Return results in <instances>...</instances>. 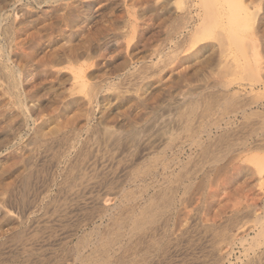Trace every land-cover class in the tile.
<instances>
[{
  "label": "rangeland",
  "instance_id": "rangeland-1",
  "mask_svg": "<svg viewBox=\"0 0 264 264\" xmlns=\"http://www.w3.org/2000/svg\"><path fill=\"white\" fill-rule=\"evenodd\" d=\"M213 3L0 0V264H264V0Z\"/></svg>",
  "mask_w": 264,
  "mask_h": 264
},
{
  "label": "bare ground",
  "instance_id": "bare-ground-1",
  "mask_svg": "<svg viewBox=\"0 0 264 264\" xmlns=\"http://www.w3.org/2000/svg\"><path fill=\"white\" fill-rule=\"evenodd\" d=\"M147 1V0H146ZM246 2H247V0H214V3H213V5L210 7V11L209 10H207L206 11V13L210 16V18H211V20L213 21V22H215V23H217V21H219V23H221V24H228L229 26H238V27H240L241 26V23H243V22H247V21H249V20H252L254 17H255V14H254V12L253 11H251L250 10V8L249 7H247V6H245V4H246ZM145 6V5H144ZM147 7V6H146ZM145 8V7H144ZM147 10V9H146ZM184 11V10H183ZM190 14V13H189ZM189 14H186V15H184V16H181L180 17V19H179V25L177 24V27L176 28H174L175 29V31H177V30H179L180 28H184V30H181V31H179L180 32V34H185V32L186 31H188V30H190L191 29V26H192V24H193V17L192 16H190ZM216 17H215V16ZM207 17V16H206ZM206 19V18H205ZM151 20H152V17H151V15L149 14V12L148 11H145V13H144V25H145V27H146V29H148V27H149V25L151 24ZM202 20V19H201ZM207 20V19H206ZM203 22V21H202ZM204 24V23H203ZM202 25V24H201ZM205 25V24H204ZM203 25V26H204ZM225 27V26H224ZM193 28H194V26H193ZM197 28V27H196ZM203 29V28H202ZM196 30V29H195ZM200 30V29H199ZM174 31V32H175ZM197 31V30H196ZM200 32V31H199ZM190 33V32H189ZM191 34V33H190ZM182 36V35H181ZM185 36V35H184ZM192 36V35H191ZM199 37V36H198ZM200 38V37H199ZM199 38H197L196 40H198ZM189 41H191V40H189ZM181 42V41H180ZM183 42V44H184V41H182ZM199 42V41H198ZM187 44V43H186ZM197 47V46H196ZM234 47V46H233ZM174 48V47H173ZM172 48V49H173ZM179 49H181V46H178V48H177V50H179ZM176 50V49H175ZM176 50V51H177ZM183 50V49H182ZM163 52L161 51V50H159V49H155V50H153V52L152 53H150V54H147L146 56H145V58H144V62H143V69L145 70V69H150V68H156V69H162V68H164V67H166L168 64H169V62H168V60L166 61V59H164V58H162V56L161 55H163L162 54ZM222 55V54H221ZM224 58V57H223ZM222 58V59H223ZM206 60V59H205ZM3 66V65H2ZM256 66V65H255ZM151 71V70H150ZM14 72V71H13ZM149 72V71H148ZM154 72V71H153ZM152 72V73H153ZM7 73H8V71H7ZM147 73V72H146ZM11 74V73H10ZM13 74V73H12ZM149 75V74H148ZM9 76V75H8ZM80 76H82V75H80ZM11 77V76H10ZM13 78V77H12ZM148 78V77H147ZM146 78V79H147ZM13 81V80H12ZM13 83H14V81H13ZM212 83V82H211ZM238 83V82H237ZM264 84V82L262 81L261 82V84ZM13 85V84H12ZM14 85H15V83H14ZM227 91V90H226ZM16 92V91H15ZM199 95V94H198ZM224 96V95H223ZM226 96H228V95H226ZM97 97V96H96ZM99 97V96H98ZM99 99V98H98ZM207 99V98H206ZM220 99V98H219ZM69 100V99H68ZM78 100V99H77ZM242 100V99H241ZM190 102H191V100H190ZM197 102V101H196ZM173 103V102H172ZM82 104V103H81ZM188 105V104H187ZM218 105V104H217ZM123 106V105H122ZM154 106V105H153ZM207 106H208V104H207ZM235 106H236V104H235ZM263 106H264V104H263ZM205 107V106H204ZM152 108V107H151ZM172 108V107H171ZM194 108V107H193ZM206 108V107H205ZM230 108V107H229ZM141 110V109H140ZM167 110V109H166ZM188 110V109H187ZM186 110V111H187ZM196 111V110H195ZM221 111V110H220ZM245 111V110H244ZM225 112V111H224ZM227 112V111H226ZM27 113V112H26ZM243 113H246V112H243ZM187 114H188V112H187ZM213 114V113H212ZM237 114V113H236ZM28 115V114H27ZM205 115V114H204ZM206 115H207V113H206ZM213 116V115H212ZM249 116V115H248ZM146 117V116H145ZM215 117V116H214ZM228 117V116H227ZM250 117V116H249ZM260 117H262V116H260ZM155 118V117H154ZM173 118V117H172ZM191 118V116H189V119ZM203 118V117H202ZM201 120V119H200ZM216 120V119H215ZM223 120V119H222ZM249 120V119H248ZM174 121V120H173ZM203 121V120H202ZM201 121V122H202ZM25 122V121H24ZM244 122V121H243ZM59 123V122H58ZM262 123V122H261ZM176 124V123H175ZM179 124V123H178ZM197 124V123H196ZM216 124V123H215ZM226 124V123H225ZM244 124V123H243ZM101 125V124H100ZM154 125V124H153ZM236 125V124H235ZM52 126V125H51ZM146 126V125H145ZM161 126V125H160ZM244 126V125H243ZM161 127H163V124H162V126ZM204 127V126H203ZM203 127H202V129H203ZM208 127V126H207ZM217 127L218 128H220L221 126L218 124L217 125ZM227 127V126H226ZM99 128V127H98ZM66 129V128H65ZM199 129V128H198ZM201 129V128H200ZM210 129V128H209ZM49 130V129H48ZM82 130V129H81ZM104 130V129H103ZM144 130V129H143ZM190 130V129H189ZM211 130V129H210ZM216 130V129H215ZM243 130H245V129H243ZM179 131V130H178ZM206 131H208L209 132V130H206L205 129V132ZM212 131V130H211ZM49 132V131H48ZM47 132V133H48ZM173 132V131H172ZM199 132V131H198ZM49 133H51V132H49ZM109 133V132H108ZM158 133V132H157ZM163 133V132H162ZM165 133V132H164ZM212 133V132H211ZM103 134V133H102ZM112 134V133H111ZM136 134V133H135ZM134 134V135H135ZM203 134V133H202ZM207 134H209V133H207ZM77 135H78V133H77ZM105 135H107V134H105ZM152 135V134H151ZM169 135H171V134H169ZM168 135V136H169ZM210 136H211V134H209ZM229 135V134H228ZM260 135V134H259ZM122 136V135H121ZM179 136V135H178ZM35 137V136H34ZM107 137H108V135H107ZM139 137V136H138ZM191 137V136H190ZM189 137V139H191ZM49 138V137H48ZM76 138V137H75ZM98 138V137H97ZM134 138V137H133ZM170 138V137H169ZM197 138V137H196ZM208 138V137H207ZM214 138V137H213ZM105 139H106V137H105ZM131 139V138H130ZM136 139H138V138H136ZM165 139H167L166 137H165ZM171 139V138H170ZM188 139V138H187ZM209 139V138H208ZM212 139V138H211ZM228 139V138H227ZM258 139V138H257ZM111 140H113V139H111ZM152 140V139H151ZM150 140V141H151ZM169 140V139H168ZM197 140H199L200 141V139H199V137H198V139ZM196 140V141H197ZM32 141V140H31ZM120 141V140H119ZM130 141V140H129ZM129 141H127V142H129ZM132 141V140H131ZM134 141V140H133ZM136 141V140H135ZM134 141V142H135ZM139 141V140H138ZM145 141V140H144ZM29 142V141H28ZM71 142H72V139H71ZM96 142V141H95ZM106 142V141H105ZM245 142H246V140H245ZM46 143V142H45ZM114 143V142H113ZM194 143V142H193ZM37 144V143H36ZM116 144V143H115ZM172 145H173V143H171ZM28 145V144H27ZM70 145V144H69ZM125 145H126V143H125ZM227 145V144H226ZM253 145V144H252ZM142 146V145H141ZM156 146V145H155ZM237 146V145H236ZM87 147H89L88 145H87ZM101 147V146H100ZM112 147V146H111ZM124 147V146H123ZM131 147V146H130ZM158 147V146H157ZM204 147H205V145H204ZM214 147V146H213ZM258 147V146H257ZM261 147V146H260ZM263 147V146H262ZM141 148V147H140ZM175 148V147H174ZM87 149V148H86ZM101 149V148H100ZM202 149V148H201ZM259 149V148H258ZM77 150V149H76ZM107 150V149H106ZM181 150V149H180ZM203 150V149H202ZM201 150V151H202ZM216 150V149H215ZM248 150V149H247ZM254 150V149H253ZM82 151V150H81ZM139 151V150H138ZM142 151V150H141ZM183 152H185V151H183ZM193 152V151H192ZM197 152V151H196ZM101 153V152H100ZM139 153V152H138ZM190 153V152H189ZM31 154V153H30ZM160 154V153H159ZM218 154V153H217ZM156 155V154H155ZM118 156V155H117ZM136 156V155H135ZM158 156V155H157ZM203 157V156H202ZM215 157V156H214ZM230 157V156H229ZM132 158V157H131ZM210 158V157H209ZM221 158V157H220ZM238 158V157H237ZM138 159V158H137ZM169 159V158H168ZM173 159V158H172ZM218 159H219V157H218ZM223 159V158H222ZM154 160V159H153ZM225 160V159H224ZM229 160V159H228ZM100 161V160H99ZM102 161V160H101ZM184 161V160H183ZM204 161V160H203ZM202 161V162H203ZM209 161V160H208ZM214 161H216V160H214ZM213 161V162H214ZM218 161V160H217ZM124 162V161H123ZM143 162V161H142ZM159 162V161H158ZM175 162V161H174ZM195 162V161H194ZM99 163V162H98ZM224 163V162H223ZM156 164V163H155ZM154 164V165H155ZM158 164V163H157ZM184 164V163H183ZM57 165V164H56ZM128 165V164H127ZM151 165H153V164H151ZM185 165V164H184ZM224 165V164H223ZM109 166V165H108ZM142 166V165H141ZM161 166V165H160ZM204 166V165H203ZM207 166V165H206ZM153 167V166H152ZM172 167V166H171ZM176 167V166H175ZM205 167V166H204ZM224 167V166H223ZM149 168V167H148ZM168 168H169V166H167V167H165V170L166 171H168ZM83 169V168H82ZM102 169H104V168H102ZM160 170V169H159ZM202 170V169H201ZM207 170V169H206ZM222 170V169H221ZM82 171V170H81ZM165 171V172H166ZM211 171V170H210ZM99 172H101V171H99ZM99 172H98V174H99ZM139 172V171H138ZM164 172V173H165ZM198 172V171H197ZM209 172V171H208ZM224 172V171H223ZM69 173V172H68ZM169 173V172H168ZM139 174V173H138ZM158 174V173H157ZM103 175V174H102ZM150 175V174H149ZM78 176V175H77ZM98 176V175H97ZM136 176V175H135ZM138 176V175H137ZM145 176V175H144ZM217 176V175H216ZM116 177V176H115ZM76 178V177H75ZM60 179H62V178H60ZM116 179V178H115ZM187 180V179H186ZM58 181V180H57ZM150 181V180H149ZM158 182V181H157ZM114 182H112V184H113ZM121 183V182H120ZM139 183V182H138ZM168 183V182H167ZM160 185V184H159ZM137 186V185H136ZM42 188V187H41ZM163 188V187H162ZM67 190V189H66ZM65 192V191H64ZM68 194V193H67ZM125 198V197H124ZM123 200V199H122ZM134 200V199H133ZM139 200V199H138ZM45 201V200H44ZM120 201V200H119ZM169 202V201H168ZM171 202V201H170ZM136 203V202H135ZM157 203V202H156ZM190 205V204H189ZM115 206V205H114ZM114 206H113V208H114ZM47 207V206H46ZM116 207V206H115ZM117 207H118V205H117ZM176 207V206H175ZM112 208V209H113ZM111 209V210H112ZM158 208H157V205H151L150 206V208L148 207L147 209H146V212L148 211V210H151V211H153V210H157ZM137 210V209H136ZM158 211V210H157ZM237 211V210H236ZM185 212V211H184ZM111 213V212H110ZM109 213V214H110ZM152 214V213H151ZM181 214V213H180ZM36 215V214H35ZM102 215V214H101ZM77 216V215H76ZM151 216H153V217H151ZM146 217V216H145ZM156 217H157V214L156 213H153V215H149V217L144 221V222H136L135 223V228H139V227H142V226H147V225H149V224H153L155 221H156ZM180 217V216H179ZM102 218V217H101ZM109 218V217H108ZM189 218V217H188ZM123 219V218H122ZM264 219V218H263ZM130 220H132V218L130 219ZM191 220V219H190ZM243 220V219H242ZM262 221V220H261ZM14 223V222H13ZM261 223V222H260ZM259 223V224H260ZM178 224V223H177ZM196 224V223H195ZM217 224V223H216ZM23 225V224H22ZM226 225V224H225ZM224 225V226H225ZM232 225V224H231ZM262 225V224H261ZM210 226V225H209ZM183 227V226H182ZM189 227V226H188ZM13 228V227H12ZM81 228V227H80ZM165 228V227H164ZM232 228V227H231ZM189 230V229H188ZM101 231V230H100ZM119 231V230H118ZM160 231V230H159ZM136 232V231H135ZM226 233V232H225ZM262 233V232H261ZM7 234V233H6ZM128 234V233H127ZM192 234V233H191ZM237 234V233H236ZM8 235V234H7ZM182 235V234H181ZM212 235V234H211ZM151 236V235H150ZM216 236V235H215ZM250 236V235H249ZM259 236V235H258ZM148 237V236H147ZM193 237V236H192ZM199 237V236H198ZM217 237V236H216ZM253 237V236H252ZM256 237V236H255ZM260 237H261V235H260ZM149 239V238H148ZM245 239V238H244ZM251 239V238H250ZM254 239V238H253ZM76 240V239H75ZM156 240V239H155ZM220 240V239H219ZM261 240V239H260ZM159 243L157 244V248L158 249H162V250H164V254H166L167 252H169L170 251V249H165V244H164V241H165V238L164 237H160L159 238ZM168 241V240H167ZM170 241V240H169ZM194 241V240H193ZM262 241V240H261ZM158 242V241H157ZM207 242V241H206ZM217 242H218V240H217ZM156 243V242H155ZM81 244V243H80ZM94 244V243H93ZM99 244V243H98ZM188 244V243H187ZM232 244V243H231ZM255 245V244H254ZM138 246V245H137ZM168 246V245H167ZM211 246V245H210ZM241 246V245H240ZM149 247V246H148ZM169 247V246H168ZM260 247V246H259ZM155 248V247H154ZM171 248V247H170ZM207 248V247H206ZM263 248V247H262ZM195 249V248H194ZM202 249V248H201ZM147 252V251H146ZM154 252V249L153 250H151L150 251V254L152 255V253ZM232 252V251H231ZM240 252V251H239ZM21 253V252H20ZM246 253V252H245ZM147 254H148V252H147ZM157 254V253H156ZM199 254V253H198ZM214 254V253H213ZM263 254V253H262ZM150 255V256H151ZM261 255V254H260ZM148 256V255H147ZM160 256V255H159ZM161 257V256H160ZM168 257H170L169 255L167 256V258ZM167 258H165V259H167ZM223 258V257H222ZM226 258V257H225ZM246 258V257H245ZM251 258V257H250ZM160 259V258H159ZM154 260V259H153ZM161 260V262H162V259H160ZM257 260H258V258H257ZM5 261V260H4ZM147 261V260H146ZM188 261V260H187ZM259 261V260H258ZM155 262V261H154ZM204 262V261H203ZM23 263V262H22ZM37 263V262H36ZM31 264V263H30ZM143 264H145V262L143 263ZM252 264V263H251Z\"/></svg>",
  "mask_w": 264,
  "mask_h": 264
}]
</instances>
